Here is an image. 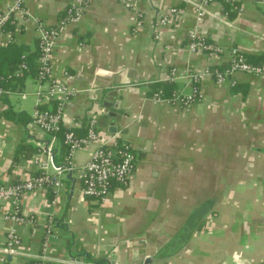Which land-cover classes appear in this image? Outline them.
<instances>
[{
	"label": "crops",
	"instance_id": "crops-1",
	"mask_svg": "<svg viewBox=\"0 0 264 264\" xmlns=\"http://www.w3.org/2000/svg\"><path fill=\"white\" fill-rule=\"evenodd\" d=\"M73 1L25 5L32 19L52 27ZM135 1L142 17L120 0H90L83 19L56 42L54 77L80 91L67 105L64 129L82 133L95 119L100 135L71 164L59 135L32 124L37 109L54 108L38 96L45 89L36 79V23L15 14L0 37L3 75L14 72L24 55L33 65L10 97H0V185L38 176L39 163H49L51 175L72 168L54 208L50 193L39 189L21 203V216L33 224L0 225V264L29 259L2 252L12 228L25 254L68 264H264V80L237 73L219 85L205 77L203 101L189 110L153 100L157 85L177 80L175 91L191 94L192 83L172 80V69L180 75L223 69L235 48L249 62L264 64V0H216L203 6L202 21L201 0ZM12 2L0 0V12ZM171 9L181 13L158 28ZM194 32L224 53H192ZM113 92L112 106L103 107L102 95ZM112 137L133 147L136 171L130 185L114 186L103 204L83 195L82 173L99 144Z\"/></svg>",
	"mask_w": 264,
	"mask_h": 264
},
{
	"label": "built area",
	"instance_id": "built-area-1",
	"mask_svg": "<svg viewBox=\"0 0 264 264\" xmlns=\"http://www.w3.org/2000/svg\"><path fill=\"white\" fill-rule=\"evenodd\" d=\"M26 0H13L7 9L0 12V37L5 33L7 26L14 24V15H18L25 20H33L37 25L39 36V56L37 60L36 79L45 90L38 92V96L46 99L48 103H54L52 109H37L32 116V124L39 130L52 135L54 138L63 135V145L66 148L67 159L71 164L75 154L100 141L98 133V122L91 119L86 126V134L79 135L74 129H64V120L67 105L79 94L76 88L69 82L58 81L54 77L52 59L56 42L60 35L71 25L78 24L84 17L90 0H74L66 11V15L56 26L48 27L40 20L32 19L26 5ZM122 5L129 11L138 13L135 0H120ZM216 0H201L202 6L198 9V20L203 19V6L211 5ZM181 13L178 9H171L169 15H164L159 19L158 28L166 26L171 19ZM141 21L137 26H141ZM156 38H159L156 36ZM189 49L192 53L203 52L210 57H215L224 53V48L208 41L205 37L194 32L190 34ZM231 63L223 69L207 68L203 73L185 72L179 74L176 69H172V80L183 77L192 83L191 94L185 95L179 91H174L170 97H164L162 91L155 93L153 100L156 102H168L189 110L197 103L203 101V94L200 83L205 77L211 76L219 85L231 81L237 73H244L259 77L264 80V64L249 62L247 56L239 49L231 51ZM22 62L17 69L6 75L0 76V97H10L14 92L18 81L31 72V64L28 55L22 57ZM68 80L72 77L67 74ZM235 84V81H232ZM12 84V85H8ZM46 85V88H45ZM25 98V97H24ZM65 130V131H64ZM49 154L51 155L50 151ZM137 157L133 147L129 143H121L119 138L112 137L99 144L91 160L83 168L82 193L85 197L106 203L112 193L114 186L127 188L130 185L136 171ZM42 173L32 179L21 181L9 185H0V225L8 223L33 224V220H28L21 216V203L25 195L33 193L39 189L51 191L53 197L49 201V208L52 209L59 202L63 180L66 171H58L56 175L47 172L49 163H39ZM71 166V165H70ZM7 206L9 210H4ZM51 229H48L50 234ZM8 247L2 250L9 255L27 256L29 258L23 264H68L66 261L48 257L46 254L28 255L19 248L21 241L17 236L16 230L12 228L8 234ZM47 240V238H46ZM47 245V241L45 246ZM44 246V248H45Z\"/></svg>",
	"mask_w": 264,
	"mask_h": 264
},
{
	"label": "trees",
	"instance_id": "trees-1",
	"mask_svg": "<svg viewBox=\"0 0 264 264\" xmlns=\"http://www.w3.org/2000/svg\"><path fill=\"white\" fill-rule=\"evenodd\" d=\"M11 25H13V24H11ZM11 25H9L6 29H5V31H8L9 30V28H12V26ZM13 48H16L15 46H12L11 45V47H10V50H12ZM3 50V49H2ZM23 54H22V52H21V56H22ZM23 60H22V57H20V61H19V64L22 62ZM28 61L30 62V64H31V69H33V65H32V62L30 61V58L28 57ZM18 64V65H19ZM18 67V66H17ZM16 70V69H15ZM4 74V72L2 71V72H0V76H6V75H3ZM10 74V73H9ZM19 82H21V81H18V83ZM8 85H12V84H8ZM15 86H17V85H15ZM177 84L176 83H174V82H169V83H161V84H159V85H157L156 86V88H155V90H154V92H153V94L154 93H158L159 91H162V93H163V95H164V97H170L171 95H172V93L176 90V88H177ZM18 117V116H17ZM24 119H26L25 117H24ZM65 131V130H64ZM79 135H85L86 134V131L85 132H82V133H79V132H77ZM59 138H60V140L63 142V135L62 134H60L59 135ZM49 193H50V199L53 197V195H52V193H51V191H48Z\"/></svg>",
	"mask_w": 264,
	"mask_h": 264
},
{
	"label": "water",
	"instance_id": "water-1",
	"mask_svg": "<svg viewBox=\"0 0 264 264\" xmlns=\"http://www.w3.org/2000/svg\"><path fill=\"white\" fill-rule=\"evenodd\" d=\"M181 82H182L181 80H177V81H176V83H181ZM112 95L115 96V95H116V92L109 93V94L106 95V96L102 95V99H103V97H105L104 100H102V101H103V102H102V106H103V107L108 108V107L112 106V103L109 102V101H110V97H111ZM110 104H111V105H110ZM117 131H118V129H117L116 127H113V132H112V133H113V134H116ZM69 179H70V177H69ZM145 264H152V260H151V259H147L146 262H145Z\"/></svg>",
	"mask_w": 264,
	"mask_h": 264
}]
</instances>
